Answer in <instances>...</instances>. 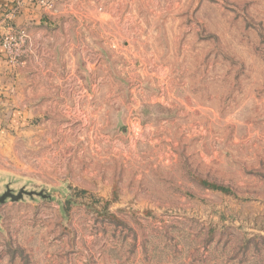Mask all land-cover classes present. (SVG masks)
I'll use <instances>...</instances> for the list:
<instances>
[{
    "label": "rangeland",
    "instance_id": "obj_1",
    "mask_svg": "<svg viewBox=\"0 0 264 264\" xmlns=\"http://www.w3.org/2000/svg\"><path fill=\"white\" fill-rule=\"evenodd\" d=\"M60 1L12 63L0 264H264V0Z\"/></svg>",
    "mask_w": 264,
    "mask_h": 264
},
{
    "label": "crops",
    "instance_id": "obj_2",
    "mask_svg": "<svg viewBox=\"0 0 264 264\" xmlns=\"http://www.w3.org/2000/svg\"><path fill=\"white\" fill-rule=\"evenodd\" d=\"M14 0H0V33H5L8 31V26L12 28L25 27L31 34H38L39 36H44L40 38V45H46L49 43V38L47 34H51L55 30H49L47 26L43 25L41 28H37L36 25L42 21L45 23L47 19L52 18L55 10L60 5V0H53L54 12L45 13L42 9L36 6H32L24 3L18 13L13 16L12 19H6V13L10 10L13 5ZM37 30V33H33ZM33 43V44H32ZM34 42L28 41V52L34 48ZM30 49V50H29ZM26 51V52H27ZM26 54V53H25ZM14 62H11L0 48V131H3L6 126H13L15 123L13 121V116L16 115L18 111L15 110V93H16V82L19 80V74L15 72ZM25 63V62H24ZM12 65V66H11ZM10 116L12 117L9 120ZM10 122V123H9ZM12 124V125H11Z\"/></svg>",
    "mask_w": 264,
    "mask_h": 264
},
{
    "label": "built area",
    "instance_id": "obj_3",
    "mask_svg": "<svg viewBox=\"0 0 264 264\" xmlns=\"http://www.w3.org/2000/svg\"><path fill=\"white\" fill-rule=\"evenodd\" d=\"M24 3L39 7L45 13L51 12L54 9L53 0H14L12 7L6 13V19H12ZM26 37L25 27L12 28V26H8L7 32L0 33V48L3 49L11 62L16 60L25 51L21 47H23Z\"/></svg>",
    "mask_w": 264,
    "mask_h": 264
},
{
    "label": "water",
    "instance_id": "obj_4",
    "mask_svg": "<svg viewBox=\"0 0 264 264\" xmlns=\"http://www.w3.org/2000/svg\"><path fill=\"white\" fill-rule=\"evenodd\" d=\"M23 194L32 195L33 191H25L24 189H19L17 193H14L10 188H6V190H4L0 194V204L8 198H10L11 200H19L20 198H22Z\"/></svg>",
    "mask_w": 264,
    "mask_h": 264
},
{
    "label": "trees",
    "instance_id": "obj_5",
    "mask_svg": "<svg viewBox=\"0 0 264 264\" xmlns=\"http://www.w3.org/2000/svg\"><path fill=\"white\" fill-rule=\"evenodd\" d=\"M201 184H203L205 187L210 188V189H214V190H218V191H222V192H227V190L222 185H218L215 183H209L206 181H201Z\"/></svg>",
    "mask_w": 264,
    "mask_h": 264
}]
</instances>
